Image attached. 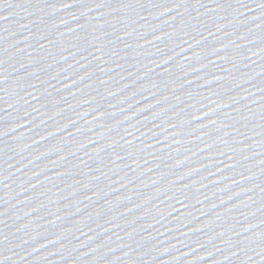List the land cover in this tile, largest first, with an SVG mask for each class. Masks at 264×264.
Segmentation results:
<instances>
[{
    "label": "water",
    "instance_id": "obj_1",
    "mask_svg": "<svg viewBox=\"0 0 264 264\" xmlns=\"http://www.w3.org/2000/svg\"><path fill=\"white\" fill-rule=\"evenodd\" d=\"M0 264H264V0H0Z\"/></svg>",
    "mask_w": 264,
    "mask_h": 264
}]
</instances>
